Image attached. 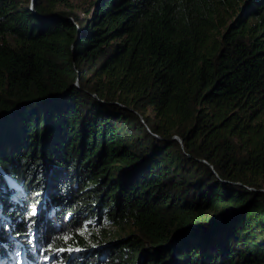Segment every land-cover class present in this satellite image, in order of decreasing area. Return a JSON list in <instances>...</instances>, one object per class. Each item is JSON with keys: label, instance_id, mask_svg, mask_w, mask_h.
I'll return each mask as SVG.
<instances>
[{"label": "trees", "instance_id": "16d2710c", "mask_svg": "<svg viewBox=\"0 0 264 264\" xmlns=\"http://www.w3.org/2000/svg\"><path fill=\"white\" fill-rule=\"evenodd\" d=\"M0 168V264H264V0H0Z\"/></svg>", "mask_w": 264, "mask_h": 264}, {"label": "rangeland", "instance_id": "374dc122", "mask_svg": "<svg viewBox=\"0 0 264 264\" xmlns=\"http://www.w3.org/2000/svg\"><path fill=\"white\" fill-rule=\"evenodd\" d=\"M95 0H69V3H70V6H72V8L74 9V11L78 14V15H80L81 17H83L84 16V12L87 10V9H89V8H91V6H92V4H93V2H94ZM60 8V10H66V7H59ZM1 170H3L2 168H0ZM3 172L9 177V178H11L12 179V181L17 185V186H19L18 185V183L15 181V179L12 177V176H10L8 173H6L4 170H3ZM0 194H3V195H7V194H5V193H2V192H0ZM26 196V195H25ZM18 202H19V200H18ZM20 204H21V202H19ZM27 203H25L24 205L23 204H21L22 206H25ZM33 206V205H32ZM27 207V205L25 206V208ZM28 208H29V206H28ZM32 208V207H31ZM31 208H30V210L29 211H27V214L31 211ZM26 217H29L28 215H26ZM31 218V217H30ZM47 220V218H45V220L44 221H46ZM29 224L28 225H31V222L29 221L28 222ZM101 225V224H100ZM99 225V226H100ZM99 226H96L95 228H99ZM43 232H42V234H41V236H43ZM34 237V236H33ZM16 264H20L19 262L18 263H16ZM29 264H32V263H29Z\"/></svg>", "mask_w": 264, "mask_h": 264}, {"label": "snow or ice", "instance_id": "6c2138e0", "mask_svg": "<svg viewBox=\"0 0 264 264\" xmlns=\"http://www.w3.org/2000/svg\"><path fill=\"white\" fill-rule=\"evenodd\" d=\"M9 184H10V186H11L12 188H14V189L17 190V192H18V194H19L20 196L23 195V191H22V190H21L16 184L12 183L10 179H9ZM16 198H17V197H13V199H16ZM37 213H38L37 208H36L35 206H33V207L31 208V211L28 213V216L34 218V217H36ZM31 231H32L31 226H30V225H26V232H31ZM17 234L19 235V233H17ZM26 238H27V237H26ZM29 243H30V241H29ZM58 251H60V252H63V251H69V252H71V251H73V249H71V248H68V249H63V248H61V249H59ZM75 251H80V250H79V249H75Z\"/></svg>", "mask_w": 264, "mask_h": 264}]
</instances>
